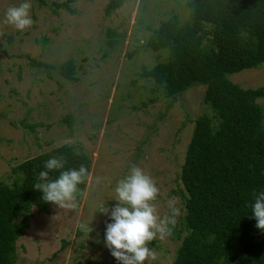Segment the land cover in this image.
Segmentation results:
<instances>
[{
    "label": "rangeland",
    "instance_id": "1",
    "mask_svg": "<svg viewBox=\"0 0 264 264\" xmlns=\"http://www.w3.org/2000/svg\"><path fill=\"white\" fill-rule=\"evenodd\" d=\"M44 1L28 0L33 24L21 32L6 22V12L25 0H0V181L11 185L15 165L67 141L90 157L91 166L75 209L31 208L29 226L16 241V264H121L106 247L105 233L113 222L117 182L133 165L156 181L161 216L170 214L168 203L175 199L180 214L172 231L180 238L186 233L179 230L185 213L179 173L193 121L207 111L205 87L165 98L139 73L166 52L141 50L130 58L126 53L146 41V25L173 15L185 23L188 0H126L109 14V0H72L75 13L56 6L66 0ZM108 29L119 37L113 46ZM25 54L50 64L71 59L77 80L55 71L48 76L31 67ZM229 78L244 88L264 86V63ZM257 101L264 105V98ZM180 238L154 239L149 247L157 258L150 264H172Z\"/></svg>",
    "mask_w": 264,
    "mask_h": 264
},
{
    "label": "trees",
    "instance_id": "2",
    "mask_svg": "<svg viewBox=\"0 0 264 264\" xmlns=\"http://www.w3.org/2000/svg\"><path fill=\"white\" fill-rule=\"evenodd\" d=\"M71 1L56 6L75 13ZM125 1L109 0L105 13ZM186 5L185 23L173 15L155 27L146 25V41L126 53L130 58L141 50L166 52L164 60L139 73L165 98L174 100L194 85L205 87L207 111L193 121L180 167L178 193L185 213L179 230L186 233L170 235L180 238L172 264H264V230L256 227L252 213L256 196L264 191V105L257 101L264 98V86L244 88L229 78L264 63V0H188ZM106 36L109 46L119 40L113 29ZM24 56L48 76L55 71L77 80L71 59L50 64ZM64 120L72 126L70 115ZM54 157L65 158L63 170L81 165L90 170V157L69 141L12 168L17 175L12 184L0 181V264H16V241L29 226L31 208L47 211L55 205L33 187ZM48 175L54 180L59 170Z\"/></svg>",
    "mask_w": 264,
    "mask_h": 264
},
{
    "label": "clouds",
    "instance_id": "3",
    "mask_svg": "<svg viewBox=\"0 0 264 264\" xmlns=\"http://www.w3.org/2000/svg\"><path fill=\"white\" fill-rule=\"evenodd\" d=\"M31 3L28 0L7 9L6 22L18 31H25L33 24L30 15ZM66 160L64 157L49 159L41 171L34 189L42 193V200L55 204L60 208L75 209L79 185L89 177L88 169L81 165L79 169L63 170ZM59 170L58 178L49 179L48 172ZM116 206L111 210L112 223L107 224L105 245L111 255L121 264H150L157 258L149 244L159 237L164 239L172 235L176 217L180 209L176 207L175 199L170 200V214L161 216L155 203L160 194L156 181L142 168L133 165L129 174L117 182L115 188ZM101 212H107L103 208ZM252 213L256 227L264 230V191L255 198Z\"/></svg>",
    "mask_w": 264,
    "mask_h": 264
}]
</instances>
